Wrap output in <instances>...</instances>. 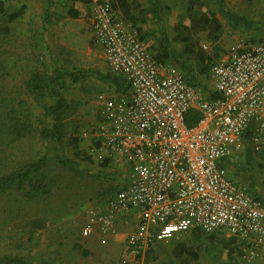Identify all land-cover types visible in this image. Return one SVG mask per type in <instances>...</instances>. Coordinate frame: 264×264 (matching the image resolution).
I'll return each instance as SVG.
<instances>
[{"label":"rangeland","instance_id":"1","mask_svg":"<svg viewBox=\"0 0 264 264\" xmlns=\"http://www.w3.org/2000/svg\"><path fill=\"white\" fill-rule=\"evenodd\" d=\"M103 2L145 39L148 52L163 55L166 47L184 61L187 76L205 97L212 82L201 57L212 62L233 45L211 41L214 26H205L204 19L224 21L215 0H0V172H13L47 152L50 143L43 132L52 126L49 108L58 97L66 103L58 154L70 162L66 167L51 161L33 177L47 188L39 199L30 197L28 186L0 195V264L4 258L119 264L123 244L102 245L96 236L80 233L85 210L102 205L126 179L115 167L100 166L79 139L96 122L104 98L116 95L103 78L113 73L90 32L91 7ZM223 2L226 11L264 25V0ZM228 28L220 29L227 39L235 35ZM54 73L56 83L46 80L37 94L27 90L31 77ZM244 156L229 164V175L264 205V155ZM245 251L243 244L221 234L192 232L156 244L144 264H264V251L250 260Z\"/></svg>","mask_w":264,"mask_h":264},{"label":"built area","instance_id":"2","mask_svg":"<svg viewBox=\"0 0 264 264\" xmlns=\"http://www.w3.org/2000/svg\"><path fill=\"white\" fill-rule=\"evenodd\" d=\"M90 32L128 91L104 98L79 139L93 160L126 179L85 210L81 236L102 245L122 236L119 264H144L156 244L192 232L240 242L247 260L263 252L264 205L228 167L246 149L264 155V42L237 43L212 60L215 97L207 99L178 68L156 61L108 3L92 5ZM188 113L197 117L192 125Z\"/></svg>","mask_w":264,"mask_h":264},{"label":"trees","instance_id":"3","mask_svg":"<svg viewBox=\"0 0 264 264\" xmlns=\"http://www.w3.org/2000/svg\"><path fill=\"white\" fill-rule=\"evenodd\" d=\"M215 1L219 7V13L221 17L226 21L227 24L233 25V26L245 25V20L224 10L223 0H215ZM73 16L75 17L76 15H73ZM17 17H18V14H15L9 17L8 20L13 21ZM204 21H205V26H209V25L214 26L213 32H214L215 38H212L211 41L212 42L216 41L220 36L219 24L215 20H213V18H210L209 20L205 18ZM142 40L145 41V39H142ZM162 52H163V55H159V56L154 55L152 52H149V53L152 55V57L156 61L160 63L171 64L175 66L176 68H178L180 72L182 73L185 82L190 86L198 88V85L195 83L192 76H187V72H186L187 68H185L186 66H185L184 61H179L176 58V55L174 54V52H172L171 50H168L166 47L162 48ZM201 59L203 63L205 64V68H207L209 72L211 62L204 57H201ZM57 74H58V71H57ZM103 78L104 80L108 81L111 84V86H113L114 91H115L114 93H116L117 95H124L127 93L128 86L125 80L121 76L112 74V76L105 75V77ZM46 80L51 84L56 83V81L58 80V76H56L55 73L53 74V76H51V78H46L43 76L35 75L28 80L27 90L32 94L39 93L41 85L45 83ZM214 97H215V94L211 92L206 98L213 99ZM65 107H66V103L64 102V100L58 97L55 105L49 108V111L52 115V126L50 129L43 132V135H44L43 137H45V139H48L50 143L47 149V152L43 154L41 157H39L38 159L24 165L23 167L13 172H10L7 174H2V172H0V195L12 189L22 191L24 186H28L29 187L28 193L30 197L32 199H39L45 194V192L47 191V188L44 185H40L37 182H33V177L36 176L46 166V164H48L51 161H55L66 167H70V162L62 159L58 154V145H59L60 139L63 137L62 121H63V111L65 110ZM196 119L197 117L194 114L188 113L186 117V122L188 125H192L196 122ZM250 134H251V130L249 129L245 133L244 139L245 140L248 139V136ZM244 154H245L244 157L246 158H249L251 155L248 149L245 150ZM100 166L106 168L105 164H100ZM249 194L251 193L249 192ZM253 197L258 199L255 196ZM1 263L3 264H33V263H26L21 260H12V259H5V258L1 260Z\"/></svg>","mask_w":264,"mask_h":264},{"label":"crops","instance_id":"4","mask_svg":"<svg viewBox=\"0 0 264 264\" xmlns=\"http://www.w3.org/2000/svg\"><path fill=\"white\" fill-rule=\"evenodd\" d=\"M224 10H225V8H224ZM229 13H231V12H229ZM231 14H233V13H231ZM233 15H235V14H233ZM235 16L240 17L243 20H245V25H237V26L229 25L226 23V21L223 18H222L224 20L223 22L221 20L217 21V23L220 26V29L221 28L226 29V27L228 26L229 27L228 29L235 32V35H232V37L229 39H227L225 36H222L220 34V36L217 40L218 43H220V42L223 43L226 41L227 46L230 44L229 47L232 44H233L232 46H234L237 43H241L246 47H250L252 45H257V44H261L264 42V25H258L256 23H253L251 20H247V19H245L239 15H235ZM223 37L225 38V40L223 39ZM144 42L145 41L142 40V43L145 45ZM228 50H229V48L226 50V52ZM226 52H224V53H226ZM106 243L121 246L122 236H118L115 238L108 239Z\"/></svg>","mask_w":264,"mask_h":264}]
</instances>
